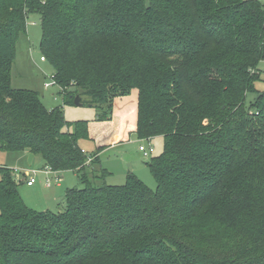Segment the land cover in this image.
Wrapping results in <instances>:
<instances>
[{"label":"trees","instance_id":"16d2710c","mask_svg":"<svg viewBox=\"0 0 264 264\" xmlns=\"http://www.w3.org/2000/svg\"><path fill=\"white\" fill-rule=\"evenodd\" d=\"M34 14L67 102L87 96L93 121L110 122L137 91L134 135L164 140L146 162L155 190L131 172L95 186L110 174L86 165L90 122L12 88ZM262 61L260 0H0V152L77 171L83 185L63 211L40 212L0 167V264H264V91L247 104Z\"/></svg>","mask_w":264,"mask_h":264},{"label":"rangeland","instance_id":"374dc122","mask_svg":"<svg viewBox=\"0 0 264 264\" xmlns=\"http://www.w3.org/2000/svg\"><path fill=\"white\" fill-rule=\"evenodd\" d=\"M264 3V0H260ZM42 37V28H41V17L38 14L30 15L27 20V32L26 34L21 35L18 43H17V51H16V59L15 64L12 70V88L15 90H27L33 91L40 95V98L44 104V106L48 110H53L55 108H61L64 112V116L67 122L70 124L79 122V121H93L100 114V110L98 108H92L88 103V97L82 95L81 97V105L76 106L75 104L69 103L66 100L68 99L62 92V88L58 85L53 84L52 86L46 87V84L53 83V75L54 68L52 65L45 61L42 62V53L40 50V42ZM259 70L261 71V79L256 83V93H250L247 96V104L254 101L257 98V95L260 92L264 91V61L259 65ZM137 91L133 92V95L136 94ZM137 95V94H136ZM132 98V97H130ZM72 129H70L71 131ZM152 146L155 149L153 156L160 155L164 149V140L162 137L154 138L151 141ZM132 143L135 145H125L122 150L127 152V158L118 153L108 154L100 157L101 167L109 169L112 173L111 176H108L105 181L102 179L95 181V186H102L104 183L107 185L121 186L126 183V177L128 173H133L138 176L150 189L155 190L157 184L150 173V169L147 166V163L152 156L146 158L142 153H139V146L144 145L148 147L146 142L139 141L136 136L132 138ZM83 146L84 144L81 143ZM86 145V144H85ZM135 148V150H134ZM24 154V153H22ZM8 156H10V160L7 161ZM20 156V153H7L3 152L0 154V165H7L6 168L12 170L15 176H19L20 178L24 177V171L30 169L31 167H27V169L23 170V165L20 162L15 161V157ZM40 164H36L35 169H40V165H42V159L38 160ZM134 163L137 167L130 166L129 163ZM2 167V166H0ZM100 164L95 167V174L100 175ZM75 172V173H73ZM91 172V171H90ZM90 172H88L89 176H91ZM65 174L64 182L62 183V188L58 190L59 195L62 194L64 190L67 189H81L83 185L79 180V173L77 171H69ZM40 175V174H39ZM1 176V174H0ZM38 178H42L39 176ZM51 179V184L53 186V190H43L47 195L50 201V208L53 213H58L63 210H58L60 207V203L57 200L54 201V197L56 198L58 194L56 186L53 178ZM56 181V178H55ZM20 183V182H19ZM24 185H19V191L23 190ZM36 188H39L38 186ZM65 191V192H66ZM54 193V195H53ZM63 195L61 199H63ZM60 199V200H61ZM26 205L36 211H40L44 208L43 204H36L31 200L26 199Z\"/></svg>","mask_w":264,"mask_h":264},{"label":"crops","instance_id":"0c3cea01","mask_svg":"<svg viewBox=\"0 0 264 264\" xmlns=\"http://www.w3.org/2000/svg\"><path fill=\"white\" fill-rule=\"evenodd\" d=\"M42 61V60H41ZM45 62V61H42ZM137 95L134 94L132 96V98H122V99H117L115 101V105H114V112H113V117L112 120L110 122H95V121H90L89 123V140L82 142L83 148H84V152H87L89 155H95L93 157V159L97 158V165L100 164V171L102 170H107L109 172L111 176L112 173L109 171V169L107 168H103L101 167V162H100V157L104 156V155H108V154H121L123 155L127 161H129V159L127 158V152H125L124 150H122V148L125 145H135L134 143H132V138H134V132L136 131L137 128ZM86 144V145H85ZM152 145V144H151ZM135 150V148H134ZM139 153H141L138 150ZM0 154H3V152H0ZM28 156L29 154H22L20 153V156H16L15 157V161L16 162H20L23 165V170L27 169L28 166ZM10 156H8V160H10ZM40 159V157H36L34 156L33 159V163H32V169H35L36 167H34L36 164H40V162L38 161ZM130 162V161H129ZM93 163V161L90 164H86L87 166L90 165V171H92L93 173L96 172L95 167L97 165L91 166V164ZM2 167H7V165H0ZM130 166H132L134 168L137 167V165H135L133 162L128 164V167L130 168ZM45 165L44 162L42 160V165H40V169H35V170H44ZM67 172H59L58 174H56V177H58L60 179V181H55V175L51 174V175H47L43 172L38 173L36 175V183L33 186H28L27 185V180H24V178H20L19 176H15L14 177L16 179V181L19 183V185H24L23 190L21 189V195L23 200L26 202V199L29 201H33L35 200V202H37L36 204H43L44 208L41 210L43 211H52L50 208V201L47 197V195L45 194V192L43 190H53V186L51 184V186H47V179L53 178L57 192L55 194H58V196L54 199V201H58L61 202L60 207L58 208V210H62L63 208V203H64V198H65V194H66V190H64L62 192V194L59 195L58 190L60 188H62V183L64 182V177L65 174L63 173H68ZM75 173V172H73ZM40 174V175H39ZM39 176H42V178H38ZM107 176V177H108ZM51 180V179H50ZM80 180V178H79ZM81 183V182H80ZM39 188H36V187ZM68 190V189H67ZM66 191V192H65ZM54 195V193H53ZM64 196L63 199H61V196ZM61 199V200H60Z\"/></svg>","mask_w":264,"mask_h":264},{"label":"built area","instance_id":"2783aa9c","mask_svg":"<svg viewBox=\"0 0 264 264\" xmlns=\"http://www.w3.org/2000/svg\"><path fill=\"white\" fill-rule=\"evenodd\" d=\"M42 61H45V58H41ZM53 80V79H52ZM53 84L56 85L55 81L53 80V83L52 84H46V87H49V86H52ZM139 151L143 154V156L146 158H149L150 156L153 155V153L155 152V149L153 146L149 145L148 147H145L144 145H140L139 146ZM84 152V151H83ZM93 161V157H89L88 160H87V164H90L91 162ZM45 173L47 175H55V178H56V181H60V179L58 177H56V174H58L59 172L57 171H54L51 167L49 166H46L44 168V170L40 171V170H35V169H27L24 171V180H27V185L28 186H33L35 183H36V175L38 173ZM47 186H51V180L50 179H47Z\"/></svg>","mask_w":264,"mask_h":264},{"label":"water","instance_id":"95a60500","mask_svg":"<svg viewBox=\"0 0 264 264\" xmlns=\"http://www.w3.org/2000/svg\"><path fill=\"white\" fill-rule=\"evenodd\" d=\"M75 105L76 106H80L81 105V98L79 96H77L76 99H75ZM33 159H34V155L33 154H29V156H28V166L29 167H32Z\"/></svg>","mask_w":264,"mask_h":264}]
</instances>
